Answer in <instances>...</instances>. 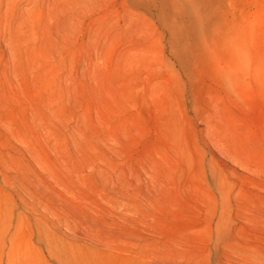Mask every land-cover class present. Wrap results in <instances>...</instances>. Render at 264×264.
Returning a JSON list of instances; mask_svg holds the SVG:
<instances>
[{"label": "rangeland", "instance_id": "rangeland-1", "mask_svg": "<svg viewBox=\"0 0 264 264\" xmlns=\"http://www.w3.org/2000/svg\"><path fill=\"white\" fill-rule=\"evenodd\" d=\"M214 2L202 45L164 0H0V251L264 264V0Z\"/></svg>", "mask_w": 264, "mask_h": 264}, {"label": "bare ground", "instance_id": "bare-ground-1", "mask_svg": "<svg viewBox=\"0 0 264 264\" xmlns=\"http://www.w3.org/2000/svg\"><path fill=\"white\" fill-rule=\"evenodd\" d=\"M158 2L160 3V1H158ZM215 4L216 3L214 2V0H164V7L165 8L171 7L173 14L176 15V17H177V20L175 22H173L172 25H170L172 27L174 37H177L176 36L177 33H180L183 35V32H184L183 30L186 29V25H184L182 23L184 25L183 26L184 29H183L182 25H180V27H179L178 22H179V18L185 19L188 21L187 24L190 25L189 28H191V30L193 31V33H194L193 35H195L196 38L198 39L197 42H199V44L205 45L207 43L208 39L210 40V38H211L210 34L212 32H214L213 29L216 30V27H214V25L212 26V24L211 23L209 24L207 21V19L210 18L213 15V13L215 12L214 11ZM162 10H164V9H162ZM162 14H163V12H162ZM165 19L163 18V20H165ZM212 22H214V21H212ZM215 26H217V24H215ZM187 34H189V32ZM185 40H187V38ZM203 42H204V44H203ZM175 44L178 45V43H175ZM178 46H180V45H178ZM180 47H182V46H180ZM183 47H184V45H183ZM205 48H207V46ZM4 246H6V245H4ZM6 248H7V250L5 252L0 251V264H25L26 262H28L30 260V258H26V257L24 258L22 255H20L19 249H18L19 248L18 242L16 241V239L10 238L9 242L7 243ZM57 260H59V259H57ZM80 260H79V263H80ZM79 263H76V264H79Z\"/></svg>", "mask_w": 264, "mask_h": 264}]
</instances>
